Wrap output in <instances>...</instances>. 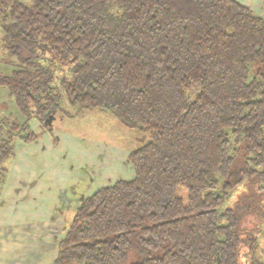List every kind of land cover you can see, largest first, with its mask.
<instances>
[{"label":"trees","instance_id":"16d2710c","mask_svg":"<svg viewBox=\"0 0 264 264\" xmlns=\"http://www.w3.org/2000/svg\"><path fill=\"white\" fill-rule=\"evenodd\" d=\"M0 88L24 119H0V194L15 145L37 137L29 121L49 127L63 98L146 137L132 179L80 202L53 264H243L260 250L264 18L245 5L0 0Z\"/></svg>","mask_w":264,"mask_h":264},{"label":"crops","instance_id":"0c3cea01","mask_svg":"<svg viewBox=\"0 0 264 264\" xmlns=\"http://www.w3.org/2000/svg\"><path fill=\"white\" fill-rule=\"evenodd\" d=\"M258 9L261 15H257L264 18V6ZM9 116L24 120L0 88V119ZM31 125L37 137L15 145L17 160L8 166L0 194V264H53L75 209L93 193L85 192L95 179L104 180L107 175L108 163L91 171L92 177L82 166L74 168L60 151L57 130L52 127V133L45 132L36 120ZM42 143L45 146L39 151Z\"/></svg>","mask_w":264,"mask_h":264},{"label":"rangeland","instance_id":"374dc122","mask_svg":"<svg viewBox=\"0 0 264 264\" xmlns=\"http://www.w3.org/2000/svg\"><path fill=\"white\" fill-rule=\"evenodd\" d=\"M236 1L261 15L258 7L264 6V0ZM54 115L55 118L51 125L58 132L55 135L60 139V151L67 154L66 156L74 168L80 165L92 177L91 171L100 169L103 163H108L104 167L107 173L106 178L100 180L93 177L94 184L85 192L86 195L117 180L133 178V172L127 164V157L132 150L144 142L146 137L143 134L133 127L126 126L110 113L80 109L65 98L59 106L58 113L56 112ZM33 121V119L29 121L31 129ZM44 146L45 143H42L38 150L43 151ZM16 160L17 158L14 156L8 164L9 167ZM64 166L65 163L62 166L63 170H65ZM234 195L236 196V194ZM258 238L260 250H256L255 253L248 252V262L245 261L244 251H242L241 261L243 264H254V261L264 264V232H261Z\"/></svg>","mask_w":264,"mask_h":264},{"label":"water","instance_id":"95a60500","mask_svg":"<svg viewBox=\"0 0 264 264\" xmlns=\"http://www.w3.org/2000/svg\"><path fill=\"white\" fill-rule=\"evenodd\" d=\"M54 116H52V115H50L49 117H47L45 120H44V125L45 126H49L50 127V125H51V122L54 120Z\"/></svg>","mask_w":264,"mask_h":264},{"label":"flooded vegetation","instance_id":"af4514ba","mask_svg":"<svg viewBox=\"0 0 264 264\" xmlns=\"http://www.w3.org/2000/svg\"><path fill=\"white\" fill-rule=\"evenodd\" d=\"M40 126H41L43 131H45V132L47 131L48 133H50V132L52 133V125H50V127H47V128L44 127L42 124Z\"/></svg>","mask_w":264,"mask_h":264}]
</instances>
